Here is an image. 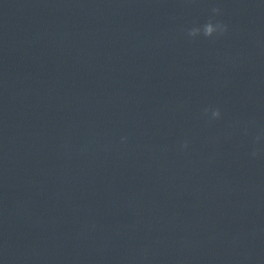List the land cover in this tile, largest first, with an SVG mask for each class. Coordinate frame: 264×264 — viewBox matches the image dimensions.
<instances>
[{
    "label": "clouds",
    "instance_id": "obj_1",
    "mask_svg": "<svg viewBox=\"0 0 264 264\" xmlns=\"http://www.w3.org/2000/svg\"><path fill=\"white\" fill-rule=\"evenodd\" d=\"M221 14V9L219 7H213L211 9V15L203 24H194L193 26L185 29L187 37L195 39L197 37L203 36L208 39H216L226 35L229 31V26L225 22L218 20L217 17ZM202 115L207 119L209 123L219 120L222 118V111L219 107H205L202 109ZM239 123V122H237ZM126 137H121V141H125ZM264 140V132L257 134L253 139V149L250 155L253 158L259 156L264 152V148H257L255 145L260 144ZM190 141L188 139L183 140L179 148L181 151L188 149Z\"/></svg>",
    "mask_w": 264,
    "mask_h": 264
}]
</instances>
